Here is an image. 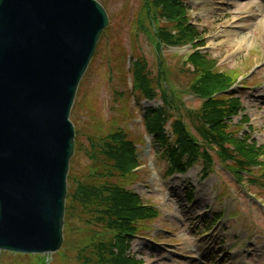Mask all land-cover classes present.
I'll return each instance as SVG.
<instances>
[{"label": "rangeland", "instance_id": "1", "mask_svg": "<svg viewBox=\"0 0 264 264\" xmlns=\"http://www.w3.org/2000/svg\"><path fill=\"white\" fill-rule=\"evenodd\" d=\"M97 1L107 12L111 27L108 30V37L104 41L102 39L99 44L96 62L89 67L87 79L85 78L80 86L82 87L80 95L86 94L84 101L92 103L89 111L86 105L78 109V112L84 115L80 114L83 119L79 120L78 129L81 127L87 132H91L96 125L110 127L112 119L123 117V113L114 111L120 110L123 106V102L116 103L115 96L118 97V93L122 91L129 92L130 89L129 83L128 87H124L126 90L120 84L122 73L116 74L117 65L113 63L114 59L120 57L114 50L121 49L130 54L129 42H133L135 55L143 57L153 73L158 57L146 35L141 33L132 36L131 33L136 27L135 19L142 0ZM181 2L183 6L186 4L189 6L188 14L192 23L205 32L203 39L205 48L202 52H210L211 57L219 63L218 70L234 69L232 71L237 73L238 79L240 78L239 83L243 86L235 88L232 93L241 100L244 107L242 116L246 115L250 119L249 126L253 127L251 138L258 145H264V67L255 74L252 72L250 75L249 72L254 66L264 64V0ZM161 24L165 25L167 21L162 20ZM220 27H229L231 30L224 31L219 29ZM159 54L174 87L175 97L182 100L185 108L198 109L201 100L190 94L191 75L182 66L186 57L191 54L190 47L165 48ZM107 62L109 71L115 69L114 76L110 77V83L107 82ZM120 67L124 71L128 69L126 64ZM258 84H261L259 88ZM136 102V97L130 100L128 112L135 114L134 117L130 115L132 119L122 127L130 134V138L138 143L137 140L145 136L140 121L142 113L147 108L159 106L160 102L140 104ZM239 120L240 117H233L231 124L233 129L234 125L239 126ZM244 130L240 132L244 133ZM137 148L142 167L136 171L140 176L136 182L126 185L138 193L146 204L159 208L160 219L145 223L146 230L132 241L131 253L139 260L142 259L145 264H234L236 261L239 264H246L249 261V264H264V180L261 171H254L251 178L256 184L251 185L244 180L241 185L234 182L232 176L223 170L221 163L215 159L213 173L205 180L200 181V167L195 166L186 175L192 179L190 184L185 180L187 186L192 184L196 187L193 202L188 205L183 195L186 185L182 179L169 177L162 181L156 180L152 166L148 163L151 155L147 153L146 145L139 143ZM152 160L155 163V159ZM77 161L78 157L74 163ZM87 163L88 160L80 155L75 167L80 169ZM156 164L159 165L158 175L161 178L164 176L166 163L158 160ZM172 185L178 187L172 189ZM216 212H223L224 216L219 225L205 236L195 234L194 238H190L195 229L201 227L204 218L211 220ZM198 219L200 222L196 221L190 227L193 221ZM67 233L71 241H77L82 236L80 231ZM163 238L175 239L172 241L179 243L171 245L169 242L172 241L161 240ZM249 240L252 243L248 244ZM189 243L198 245L199 251L185 253L191 246ZM52 256L54 258L49 264H68L67 259L73 257V251L63 249ZM187 256L195 259H189ZM39 261L32 257L0 253V264H40Z\"/></svg>", "mask_w": 264, "mask_h": 264}, {"label": "water", "instance_id": "2", "mask_svg": "<svg viewBox=\"0 0 264 264\" xmlns=\"http://www.w3.org/2000/svg\"><path fill=\"white\" fill-rule=\"evenodd\" d=\"M107 24L93 0H0V250L61 247L69 111Z\"/></svg>", "mask_w": 264, "mask_h": 264}, {"label": "trees", "instance_id": "3", "mask_svg": "<svg viewBox=\"0 0 264 264\" xmlns=\"http://www.w3.org/2000/svg\"><path fill=\"white\" fill-rule=\"evenodd\" d=\"M184 15V9L181 8L178 0H144L140 13L136 19L139 30H146L156 43L155 46L171 45L179 43H191L197 37L201 36L198 30L187 26L180 19ZM165 16L171 20H176L169 29L156 28V17ZM175 32V34H174ZM190 64L199 74L193 82V92L196 95L209 97L213 93L219 92L226 87L232 77L218 76L212 73L210 69L215 65V61L202 57L199 53L189 58ZM132 68L133 88L143 97L154 99L155 86L165 89L164 76L158 73L159 81L154 82L144 66L143 60H137ZM234 76V73L232 74ZM164 92L167 93L166 90ZM167 98L171 100L168 96ZM223 102L210 100L202 106L198 114H187V117L196 122L198 132L205 145H215L218 149V157L223 161L234 160L238 150L248 160L254 158L252 151H246L244 146L234 139L227 141L233 150L225 147L227 134L226 125L223 118L226 115L222 107ZM166 117L165 110L160 109L146 118L147 125L154 130L160 129ZM174 136L179 154L173 149L168 148L167 154L176 163L180 157L188 154L194 159L195 153L204 151L198 142L193 140L185 130L182 121L178 120L173 124ZM160 142L167 146V141L162 136ZM94 156L99 157L96 164L87 174H81L74 169L69 175V193L67 196V219L68 222H83L91 227L100 228V232L105 241L97 240L91 244L88 240L84 247L79 250L80 257L84 264H137L130 259H124L125 252L129 248L130 239L138 232V223L145 221L149 216H153L152 210L142 208L143 205L138 197L124 190L120 185L127 178L130 172L136 168L134 162L133 143L129 142L121 132H112V134L91 141ZM205 152V151H204ZM95 158V159H96ZM94 159V160H95ZM237 161V160H236ZM179 164V163H178ZM240 165L243 163L239 162ZM78 173V174H76ZM111 177L112 184L104 183ZM85 259V260H83Z\"/></svg>", "mask_w": 264, "mask_h": 264}]
</instances>
